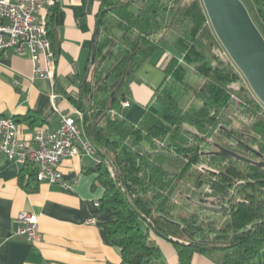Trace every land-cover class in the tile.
<instances>
[{
  "label": "trees",
  "instance_id": "trees-1",
  "mask_svg": "<svg viewBox=\"0 0 264 264\" xmlns=\"http://www.w3.org/2000/svg\"><path fill=\"white\" fill-rule=\"evenodd\" d=\"M243 2L264 36V0ZM56 13L47 20L52 42ZM96 18L89 76L71 100L100 159L86 172L104 189L99 207L111 216L106 233L121 249L120 264H168L154 234L173 239L181 264L196 254L217 264H264V104L218 38L203 0H101ZM170 28L176 37L164 81L133 122L123 103ZM19 116L12 118L46 128L33 111ZM35 182L25 166L20 184L34 191ZM194 197L229 210L208 211Z\"/></svg>",
  "mask_w": 264,
  "mask_h": 264
},
{
  "label": "crops",
  "instance_id": "crops-1",
  "mask_svg": "<svg viewBox=\"0 0 264 264\" xmlns=\"http://www.w3.org/2000/svg\"><path fill=\"white\" fill-rule=\"evenodd\" d=\"M101 0H44L37 16L48 20L56 11L53 77L36 75L29 53L13 49L0 52V116L22 117L33 111L55 129L61 113L75 115L71 98H79L80 82L86 77L91 44L96 35V14ZM264 12V2L262 4ZM5 20L0 16V23ZM172 47H164L142 65L131 84L127 117L137 122L153 92L161 86L163 67L173 56ZM56 100L53 102L52 95ZM19 136L31 140L34 128L28 120L17 118ZM96 154L84 150L80 155L62 160L59 169L70 184L34 183L27 191L20 184L21 165L0 152V264H120L121 249L111 243L106 222L111 216L95 204L104 189L96 183V173L86 169L95 164ZM30 211L38 216L41 240L35 243L14 235L18 214ZM89 219H94L90 222ZM168 264H181L171 240L154 234ZM192 264H217L196 254Z\"/></svg>",
  "mask_w": 264,
  "mask_h": 264
},
{
  "label": "built area",
  "instance_id": "built-area-1",
  "mask_svg": "<svg viewBox=\"0 0 264 264\" xmlns=\"http://www.w3.org/2000/svg\"><path fill=\"white\" fill-rule=\"evenodd\" d=\"M43 6L44 0H0V16L5 20L0 23V52L13 49L18 53H29L34 62V73L53 77L50 66L43 69L40 65L41 55L47 63L54 59L47 21L37 16ZM56 97L52 95L53 102ZM123 104L129 106L130 102ZM75 115L61 113L58 127H38L30 141L20 138L18 124L12 117L0 116V152L21 165V170L31 166L35 181L58 183L69 188L70 184L59 169L62 160L78 156L83 150L88 154L95 153L82 127L83 113L76 108ZM95 161L100 159L96 156ZM24 177L28 180L31 174L26 172ZM95 204L99 206V201ZM89 221L94 222V219ZM14 235L32 243L40 241L38 216L30 211L20 212Z\"/></svg>",
  "mask_w": 264,
  "mask_h": 264
},
{
  "label": "water",
  "instance_id": "water-1",
  "mask_svg": "<svg viewBox=\"0 0 264 264\" xmlns=\"http://www.w3.org/2000/svg\"><path fill=\"white\" fill-rule=\"evenodd\" d=\"M203 3L221 43L264 104V36L246 4L243 0H203ZM88 76L89 72L85 78ZM226 153L246 162H254L233 151ZM258 164L263 166L264 161ZM194 202L215 213H226L229 210L225 204L216 205L197 200Z\"/></svg>",
  "mask_w": 264,
  "mask_h": 264
},
{
  "label": "rangeland",
  "instance_id": "rangeland-1",
  "mask_svg": "<svg viewBox=\"0 0 264 264\" xmlns=\"http://www.w3.org/2000/svg\"><path fill=\"white\" fill-rule=\"evenodd\" d=\"M176 37V32L173 28L168 29V31L162 36L161 42L163 44L164 47L170 48L171 47V42L175 39ZM191 98H188L185 101L186 106L189 105ZM197 103H199L197 101ZM196 198V197H194ZM200 198H196V200H199ZM202 202L204 203H209V204H216V205H220L219 203H217L213 198H208V199H200Z\"/></svg>",
  "mask_w": 264,
  "mask_h": 264
}]
</instances>
